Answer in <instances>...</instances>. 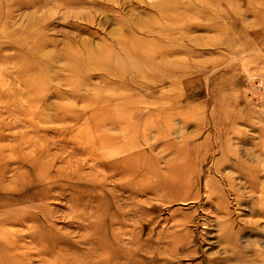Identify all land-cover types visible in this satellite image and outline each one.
I'll return each instance as SVG.
<instances>
[{
	"label": "rangeland",
	"instance_id": "rangeland-1",
	"mask_svg": "<svg viewBox=\"0 0 264 264\" xmlns=\"http://www.w3.org/2000/svg\"><path fill=\"white\" fill-rule=\"evenodd\" d=\"M0 264H264V0H0Z\"/></svg>",
	"mask_w": 264,
	"mask_h": 264
},
{
	"label": "bare ground",
	"instance_id": "bare-ground-1",
	"mask_svg": "<svg viewBox=\"0 0 264 264\" xmlns=\"http://www.w3.org/2000/svg\"><path fill=\"white\" fill-rule=\"evenodd\" d=\"M141 53V52H140ZM150 57H148V60H149ZM121 69V68H120ZM105 130V129H104ZM109 131V130H108ZM110 132V131H109ZM97 136V135H96ZM121 137V136H120Z\"/></svg>",
	"mask_w": 264,
	"mask_h": 264
}]
</instances>
